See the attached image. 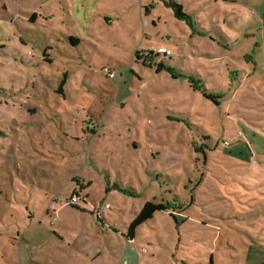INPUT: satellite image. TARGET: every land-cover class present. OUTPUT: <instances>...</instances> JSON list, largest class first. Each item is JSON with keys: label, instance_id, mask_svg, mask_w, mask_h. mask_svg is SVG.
Returning a JSON list of instances; mask_svg holds the SVG:
<instances>
[{"label": "rangeland", "instance_id": "rangeland-1", "mask_svg": "<svg viewBox=\"0 0 264 264\" xmlns=\"http://www.w3.org/2000/svg\"><path fill=\"white\" fill-rule=\"evenodd\" d=\"M168 1L0 0V264L264 260V0Z\"/></svg>", "mask_w": 264, "mask_h": 264}, {"label": "trees", "instance_id": "trees-1", "mask_svg": "<svg viewBox=\"0 0 264 264\" xmlns=\"http://www.w3.org/2000/svg\"><path fill=\"white\" fill-rule=\"evenodd\" d=\"M168 5L173 7V9L175 11V15L178 18H180V19H187L188 18V15L185 12H183L182 6L180 4L175 3L173 0H170V1H168ZM69 41L73 45H76L79 40L77 38H75V37L69 36ZM44 56L47 57L46 54H44L43 57ZM45 61H48V60H45ZM144 64L147 67H152L153 66V64L151 62L144 63ZM161 66H162V64H161ZM170 74L172 76H174L175 78H184V79H186L189 82V85L191 86V88L193 90H196V89L199 90V88H196L194 86V84H199L200 85V89L203 90V92L206 91V89L204 90V86L202 85V82L199 80L198 77H194L195 79H193L192 78L193 75L188 74V73L184 74L183 72L174 70V68H173V72L170 73ZM127 190L129 191L128 193H130L131 190H129V189H127ZM172 201L166 200V201L155 202L153 200H146L142 204V206L140 207L139 211L136 213L134 218L129 222L128 227H127V231L125 233L126 237H128L131 240H133L135 238L137 228L140 227V225H142L144 222L149 220L155 212H157V211H170L171 212L175 208V206L173 205ZM251 264H264V260L263 261H258V262H255V263H251Z\"/></svg>", "mask_w": 264, "mask_h": 264}, {"label": "built area", "instance_id": "built-area-1", "mask_svg": "<svg viewBox=\"0 0 264 264\" xmlns=\"http://www.w3.org/2000/svg\"><path fill=\"white\" fill-rule=\"evenodd\" d=\"M151 53L156 56L170 57L172 55V50L166 46H157ZM102 71L110 78H114L116 74L114 70H111L108 67H103Z\"/></svg>", "mask_w": 264, "mask_h": 264}, {"label": "crops", "instance_id": "crops-1", "mask_svg": "<svg viewBox=\"0 0 264 264\" xmlns=\"http://www.w3.org/2000/svg\"><path fill=\"white\" fill-rule=\"evenodd\" d=\"M157 46H166V45H162V44H160V45H157ZM157 46H155V47H157ZM155 47H154V48H155ZM166 47H168V46H166ZM168 48H170V47H168Z\"/></svg>", "mask_w": 264, "mask_h": 264}]
</instances>
